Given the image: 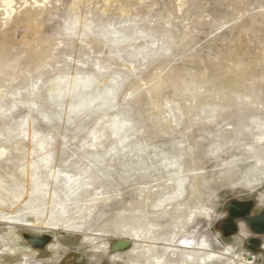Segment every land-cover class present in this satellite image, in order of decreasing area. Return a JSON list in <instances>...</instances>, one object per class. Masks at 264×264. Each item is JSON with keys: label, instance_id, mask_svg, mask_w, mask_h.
<instances>
[{"label": "rangeland", "instance_id": "obj_1", "mask_svg": "<svg viewBox=\"0 0 264 264\" xmlns=\"http://www.w3.org/2000/svg\"><path fill=\"white\" fill-rule=\"evenodd\" d=\"M234 201L264 212V0H0V264H135L133 228L264 264Z\"/></svg>", "mask_w": 264, "mask_h": 264}, {"label": "bare ground", "instance_id": "obj_2", "mask_svg": "<svg viewBox=\"0 0 264 264\" xmlns=\"http://www.w3.org/2000/svg\"><path fill=\"white\" fill-rule=\"evenodd\" d=\"M121 34L122 33H120L119 35H121ZM125 38L126 37H123V36H119V38H118V36H117L118 41H121L122 39L125 40ZM114 39H116V38H114ZM76 107H78V106H76ZM76 107L73 106L74 109ZM80 107L81 106H79V108ZM122 120L121 121H116L115 120V121H112V124L110 123L112 125V128H115V133L118 134V135L120 133H122V131H125V127H124V125H125L124 121L125 120L124 121H122ZM119 140H124V137L122 136L121 139H119ZM67 178L69 179V177H67ZM60 218H61V216H60ZM9 220L7 221L5 219V223H11ZM65 224H66V226H65L66 227V230H73V231H80L81 230V227L80 226H71V225H67V223H65ZM63 226H64V224H63ZM121 226H122L121 229L123 231L126 230V228L123 225H121ZM130 233H134V235L133 234L132 235L134 236L135 241L137 240L140 243H148V241L146 239H149L150 242H151V243L150 242L148 243L149 245H141L139 247V249L136 250L137 251L136 252L137 255H136V258H135L136 259V263L135 264H189V263L213 264L215 262H219V263L226 262L224 264H252L251 262H249V260L247 258L241 259V257H239V256H233L232 255V251L234 249L231 250V247H228L225 251H221V252L219 251V252H217V251L213 250L212 247H211V245L209 243L205 242V241H201V242H198V243L183 242L181 245H177L175 247L176 248L175 251H179L178 249L180 248L181 249L180 252H182L180 254V256H179L180 262L178 263V262L173 261L172 259H170L171 258V254L170 253H172L171 251H172V248L173 247H167V248H165V251L162 254V256H159V255H156V253L158 252L157 251V246H156L157 244L154 245L152 243V242H157L156 241L157 239L152 238V237L149 238V234L150 233H148V232L145 233L142 230L137 229V228L131 229ZM96 235L93 234L92 237L88 238L89 240H87V242L92 243V244L95 243V237L94 236H96ZM131 239H133V238L131 237ZM33 242H34L35 247L38 248L39 250H41V248L43 246V243H44V240L37 239V240H34ZM95 247H94V249H95ZM96 249L99 250L100 248H97L96 247ZM101 251H102V248H101ZM169 255H170V258H169ZM167 256H168V258H167Z\"/></svg>", "mask_w": 264, "mask_h": 264}, {"label": "water", "instance_id": "obj_3", "mask_svg": "<svg viewBox=\"0 0 264 264\" xmlns=\"http://www.w3.org/2000/svg\"><path fill=\"white\" fill-rule=\"evenodd\" d=\"M253 209L252 203H242V202H231L228 206L229 210V218L225 222V228L229 233H233L235 231L234 221L235 220H243L248 223L250 229L255 234L262 235L264 234V212L258 216L251 217V212ZM44 244V243H43ZM126 246H128L127 242H119L116 245L117 250H122ZM259 243L253 244L251 249H257Z\"/></svg>", "mask_w": 264, "mask_h": 264}]
</instances>
